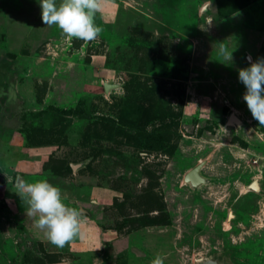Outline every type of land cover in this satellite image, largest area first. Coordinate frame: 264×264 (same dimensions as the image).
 Wrapping results in <instances>:
<instances>
[{"label":"rangeland","instance_id":"374dc122","mask_svg":"<svg viewBox=\"0 0 264 264\" xmlns=\"http://www.w3.org/2000/svg\"><path fill=\"white\" fill-rule=\"evenodd\" d=\"M99 2L102 31L83 40L42 24L35 0H0L19 96L0 135V264H194L223 244L264 264V124L238 79L264 58V0ZM207 156L224 182L195 200L183 175ZM17 176L57 185L80 234L52 244Z\"/></svg>","mask_w":264,"mask_h":264},{"label":"clouds","instance_id":"9594fccd","mask_svg":"<svg viewBox=\"0 0 264 264\" xmlns=\"http://www.w3.org/2000/svg\"><path fill=\"white\" fill-rule=\"evenodd\" d=\"M40 8L42 24L56 25L69 37L92 40L102 31L95 23L100 10L99 0H35ZM223 52V49L221 50ZM227 58L231 59V52ZM238 69V79L245 86L242 99L252 117L264 124V58L252 60ZM15 192L27 205L28 215L35 217V224L44 230V235L54 245L63 247L73 237L80 234V211L67 205L61 189L47 179L33 182L17 176ZM150 264H164V259L156 255Z\"/></svg>","mask_w":264,"mask_h":264},{"label":"water","instance_id":"95a60500","mask_svg":"<svg viewBox=\"0 0 264 264\" xmlns=\"http://www.w3.org/2000/svg\"><path fill=\"white\" fill-rule=\"evenodd\" d=\"M5 58L6 57L4 56L0 57V75L3 76L9 84V87H6V90L10 92L9 99L5 95L7 93L5 89L2 91V88H0V92L3 93L5 107H7L10 104H15L19 96L16 88L15 75L11 76L9 70L7 71L4 67V60H6ZM5 71L7 72V74L3 75ZM102 84L103 89L106 93L121 88L124 85L122 81L118 80H103ZM233 120H235V116L233 114H230L227 122L231 123ZM208 158V156L204 157L201 161L197 162L191 168H189L183 175V182L185 183L188 192L195 200H201V193L205 187L217 185L224 182V179L221 176L206 173L204 171L203 168ZM254 181H257V183H259L257 179H254L249 185H252ZM248 188L256 192L261 191L260 184L257 189L254 187L252 189L249 186ZM227 218L238 219L239 215L235 211L229 210ZM240 256H243V253L239 245L223 244L212 246L204 252L194 255L193 262L194 264H257L253 261L240 260Z\"/></svg>","mask_w":264,"mask_h":264},{"label":"flooded vegetation","instance_id":"af4514ba","mask_svg":"<svg viewBox=\"0 0 264 264\" xmlns=\"http://www.w3.org/2000/svg\"><path fill=\"white\" fill-rule=\"evenodd\" d=\"M6 57L4 60V67L5 69L8 71L11 76L15 75V68H14V61L11 58V56L8 53L5 54H1L0 53V57ZM4 74H7V72L5 71ZM3 76H0V88H5L6 86H8L9 84L7 83V81H5L6 79L3 77L4 80H1ZM5 81V82H4ZM11 114L9 111H7L6 107H5V100L3 97V93L0 92V135H3L6 130L8 129L7 126V120L9 121Z\"/></svg>","mask_w":264,"mask_h":264},{"label":"bare ground","instance_id":"6f19581e","mask_svg":"<svg viewBox=\"0 0 264 264\" xmlns=\"http://www.w3.org/2000/svg\"><path fill=\"white\" fill-rule=\"evenodd\" d=\"M201 161V160H200ZM256 183H257V181H255ZM255 182H253V184L252 185H254L253 187H255L256 186V184H255ZM257 187V186H256Z\"/></svg>","mask_w":264,"mask_h":264},{"label":"crops","instance_id":"0c3cea01","mask_svg":"<svg viewBox=\"0 0 264 264\" xmlns=\"http://www.w3.org/2000/svg\"><path fill=\"white\" fill-rule=\"evenodd\" d=\"M257 184V183H256Z\"/></svg>","mask_w":264,"mask_h":264}]
</instances>
